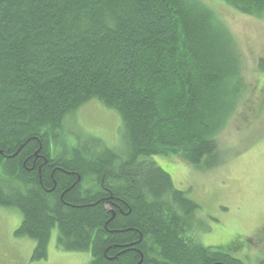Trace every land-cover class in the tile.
Segmentation results:
<instances>
[{"label": "trees", "instance_id": "16d2710c", "mask_svg": "<svg viewBox=\"0 0 264 264\" xmlns=\"http://www.w3.org/2000/svg\"><path fill=\"white\" fill-rule=\"evenodd\" d=\"M215 1L264 13V0ZM241 69L199 0H0V207L20 213L29 264L46 259L53 230L57 249L88 264H244L196 241L199 206L151 160L217 167ZM91 101L119 115L121 151L65 140L66 119Z\"/></svg>", "mask_w": 264, "mask_h": 264}, {"label": "rangeland", "instance_id": "374dc122", "mask_svg": "<svg viewBox=\"0 0 264 264\" xmlns=\"http://www.w3.org/2000/svg\"><path fill=\"white\" fill-rule=\"evenodd\" d=\"M199 1L213 11L234 39L246 91L216 136V168L201 170L177 157L156 156L151 160L170 176L175 189L199 206L192 226L196 241L206 247H221L239 239V259L258 264L264 258V73L258 71V61L264 59V13L261 18H251L220 1ZM64 128L70 145L79 138H92L114 151L123 148L119 115L97 101L69 116ZM20 223L17 210L0 207V264L30 262L35 243L14 236ZM55 240L53 230L46 259L33 264L89 263V254L63 252L56 248Z\"/></svg>", "mask_w": 264, "mask_h": 264}, {"label": "flooded vegetation", "instance_id": "af4514ba", "mask_svg": "<svg viewBox=\"0 0 264 264\" xmlns=\"http://www.w3.org/2000/svg\"><path fill=\"white\" fill-rule=\"evenodd\" d=\"M237 241V239L235 240V239H233L230 243H228V244H226L227 246H228V248H225V250L226 251H232L233 250V252H227V255L229 256V257H233V258H236V259H239V257H238V255H239V252L241 251V248H242V246H241V244H240V241H239V243H237L236 242ZM248 242H249V244H250V240H248ZM225 245V246H226ZM225 246H223V247H225ZM230 248V249H229ZM264 254V253H263ZM246 255V254H245ZM259 256V255H258ZM240 260V259H239ZM264 260V258L261 260V261H263ZM240 261H242V260H240ZM260 261V262H261ZM243 262V261H242ZM244 264H246L245 262H243Z\"/></svg>", "mask_w": 264, "mask_h": 264}]
</instances>
